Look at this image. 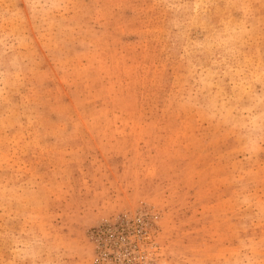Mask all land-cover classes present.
Wrapping results in <instances>:
<instances>
[{
	"label": "rangeland",
	"instance_id": "obj_1",
	"mask_svg": "<svg viewBox=\"0 0 264 264\" xmlns=\"http://www.w3.org/2000/svg\"><path fill=\"white\" fill-rule=\"evenodd\" d=\"M0 264H264V0H0Z\"/></svg>",
	"mask_w": 264,
	"mask_h": 264
}]
</instances>
